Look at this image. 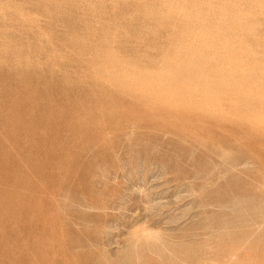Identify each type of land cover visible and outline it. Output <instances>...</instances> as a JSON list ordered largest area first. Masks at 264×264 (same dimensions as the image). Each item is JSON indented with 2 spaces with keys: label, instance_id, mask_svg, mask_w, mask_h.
I'll return each instance as SVG.
<instances>
[{
  "label": "rangeland",
  "instance_id": "374dc122",
  "mask_svg": "<svg viewBox=\"0 0 264 264\" xmlns=\"http://www.w3.org/2000/svg\"><path fill=\"white\" fill-rule=\"evenodd\" d=\"M0 264H264V0H0Z\"/></svg>",
  "mask_w": 264,
  "mask_h": 264
},
{
  "label": "bare ground",
  "instance_id": "6f19581e",
  "mask_svg": "<svg viewBox=\"0 0 264 264\" xmlns=\"http://www.w3.org/2000/svg\"><path fill=\"white\" fill-rule=\"evenodd\" d=\"M198 8H200V6H198ZM232 28H233V27H232ZM211 40H212V39H211ZM233 69H234V68H233ZM250 71H252V70H250ZM248 72H249V71H248ZM251 76H252V75H251ZM253 83H254V82H253ZM251 84H252V83H251ZM138 227H139V226H138ZM142 227H143V226H142ZM155 233H156V232H155ZM155 233H154V234H155ZM155 235H156V234H155Z\"/></svg>",
  "mask_w": 264,
  "mask_h": 264
}]
</instances>
